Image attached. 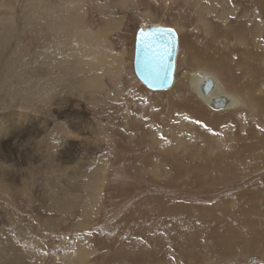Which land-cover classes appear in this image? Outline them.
Returning a JSON list of instances; mask_svg holds the SVG:
<instances>
[{"label": "rangeland", "instance_id": "rangeland-1", "mask_svg": "<svg viewBox=\"0 0 264 264\" xmlns=\"http://www.w3.org/2000/svg\"><path fill=\"white\" fill-rule=\"evenodd\" d=\"M147 24L177 34L162 90L133 71ZM184 68L216 74L240 105L211 110ZM0 117V264H37L28 234L39 263L59 264L48 218L94 239L79 264H121L102 258L107 241L117 256L128 241L125 264L167 262L165 250L264 264V0H0Z\"/></svg>", "mask_w": 264, "mask_h": 264}, {"label": "crops", "instance_id": "crops-1", "mask_svg": "<svg viewBox=\"0 0 264 264\" xmlns=\"http://www.w3.org/2000/svg\"><path fill=\"white\" fill-rule=\"evenodd\" d=\"M72 10L74 11V9H69L68 11H66V14H65V17H67V16H72V15H74L73 13H72ZM72 22H74L73 20H71ZM57 22H59L58 20H57ZM66 24H67V22H66ZM163 26H165V25H163ZM169 27H171V26H169ZM172 28V27H171ZM205 30H206V26H205ZM48 33V32H47ZM47 33H45L46 35H47ZM48 36H49V33H48ZM29 42H32L31 40H28V42H27V45H26V49H28V47H29ZM33 43V45H32V48L35 46V45H37V44H39L40 42H32ZM211 61V60H210ZM43 64V63H42ZM184 70H186V71H193V72H196V73H199V74H207V75H210L214 80H215V82L217 83V84H219L220 86H221V88L223 89V91L225 92V94H228V95H230V96H234V97H237L233 92H231V91H229V90H227V87H224V84H223V81L216 75V74H213V73H210L209 71H207V70H205V69H202V68H194V69H186V68H184L183 70H181L180 72H182V71H184ZM178 100V99H177ZM200 101V100H199ZM234 109V108H233ZM212 110V109H211ZM222 110H227V109H222ZM222 110H218V111H222ZM216 111V110H215ZM167 204H164V205H162V207H165ZM161 208V207H160ZM158 209L159 211H161V209ZM163 209H168V210H172V209H170V206H169V204H168V207L167 208H163ZM156 214V213H155ZM156 216H159L158 214H156ZM37 221V220H36ZM36 221H34V220H31V222H32V225L33 226H38L39 225V227H41L42 225H43V227H44V229L46 230V231H48V233L50 234V236H59V237H61L62 238V240H64L63 241V243L61 244V245H59V246H57L54 250H53V258L55 257L54 256V254L56 253V252H60V248H62V245L64 244V245H66V246H64V251L62 252V258L61 259H65L66 260V264H79V262H78V260H77V258L76 257H78L79 255H81V254H83V253H80L79 255H76L75 254V252H79L80 250H81V252L82 251H84L85 249H86V245L85 244H82V243H80L81 241L80 240H82V241H84L86 244H88L89 246H88V248H87V254L88 253H93L94 252V247H92L91 246V244H92V240L94 241V239H92V238H89V240L88 241H85V235H86V230H81V227H85L84 225H83V223H80V224H77V223H75V224H71L70 226H69V228H65V230H61L60 228H62V224H60L59 222H58V224L55 226V225H53V226H51V225H49L50 224V219L48 218V219H46L45 221H46V223L45 222H43V224L41 225V223H39L38 225H36ZM48 222V223H47ZM76 222H78V221H76ZM162 223H163V221H161ZM164 223L165 224H168V222H166V220L164 221ZM49 225V226H48ZM152 225H154V226H156L157 225V223H156V221L155 222H151V223H149V224H147V223H145L144 224V227L143 228H147V227H149V226H152ZM162 225V224H161ZM17 227H20V226H17ZM167 227H169V225H167ZM17 229V228H16ZM160 229H164V228H160ZM156 230L157 229H155V230H152L153 232H156ZM21 237V239L20 240H18V242L19 243H23L22 245H25L26 244V246L25 247H29L32 251H36V252H32V253H28V259H32V258H35L36 259V261H38L37 262V264H41V263H39V262H41L42 260H41V256H38V257H36L37 255H39V254H41V253H43L44 252V250H41V251H37V250H34V245H32L30 242H34V244H36V243H38L39 241H37V240H33L34 238V234H28L27 236H25V235H22V236H20ZM45 238H48L47 236H45ZM80 238H84V240L83 239H80ZM87 238V237H86ZM70 239H73V240H70ZM154 239L155 240H157V241H159L160 243H161V245H165V244H169L170 242L168 241V240H164V239H158L157 237H155V235H154ZM121 241V240H120ZM121 242H124V241H121ZM145 245H146V248L147 247H149L150 246V244H151V242H152V238L151 239H148V240H144V241H142ZM155 242V241H154ZM173 242H176V241H174L173 240ZM185 242V241H184ZM184 242L183 243H180L181 245H184ZM71 243H73L74 244V246L76 247V248H74V250H70V246H72V244ZM78 244H79V246H78ZM117 245V244H116ZM171 245H172V243H171ZM173 245H175V243H173ZM208 245V244H207ZM109 246H110V242L109 241H107V246H106V251H102L103 252V254H102V258H104V259H106V260H108V262H110L111 260L112 261H114V262H121V264H125V260H126V257H127V250H126V248H127V246H128V241H126L125 242V244H124V246H122L121 247V255L119 256H117L116 255V252H119V251H111V250H109V249H107V248H109ZM153 246L154 245H152L151 246V248H150V250H152V251H145L144 253H145V255L144 256H139V258H150V257H152L153 256V254L155 253V251L156 250H153ZM44 247V246H43ZM67 247H68V249H67ZM82 247V248H81ZM97 247V246H96ZM84 248V249H83ZM178 248V247H177ZM75 249H77V250H75ZM57 250H59V251H57ZM109 250V251H108ZM66 251V252H65ZM75 251V252H74ZM67 252H74V254H70V255H68L69 253H67ZM184 252H186V251H184ZM183 251H176V252H174L173 250H170L169 252H167V250H165V251H163L161 254H160V256H163L162 257V259H166L167 260V262H159L158 264H179V262L178 261H175L174 260V253H176V258L178 259V257H180V258H183V257H185L186 256V253H184ZM223 252H224V250H223ZM95 253H97V251H96V249H95ZM131 253V252H130ZM225 254H229L230 252H224ZM65 254V255H64ZM84 255V254H83ZM67 256V257H66ZM69 256H73V257H69ZM205 259H208L209 258V255L207 254L205 257H204ZM118 259H120V260H118ZM77 262H76V261ZM107 262V263H108ZM59 263V262H58ZM60 263H61V261H60ZM59 263V264H60ZM63 263V262H62ZM61 263V264H62ZM110 264H112V263H110ZM114 264V263H113ZM118 264V263H117Z\"/></svg>", "mask_w": 264, "mask_h": 264}, {"label": "water", "instance_id": "water-1", "mask_svg": "<svg viewBox=\"0 0 264 264\" xmlns=\"http://www.w3.org/2000/svg\"><path fill=\"white\" fill-rule=\"evenodd\" d=\"M177 34L171 27L148 25L135 34L133 67L150 89L168 88L173 81Z\"/></svg>", "mask_w": 264, "mask_h": 264}, {"label": "bare ground", "instance_id": "bare-ground-1", "mask_svg": "<svg viewBox=\"0 0 264 264\" xmlns=\"http://www.w3.org/2000/svg\"><path fill=\"white\" fill-rule=\"evenodd\" d=\"M148 25H156V24H147V25H143L141 27H148ZM157 26H162L163 27V25H157ZM164 27H168V26H164ZM133 71H134V67H133ZM184 73H185L186 77L184 79H182V80L187 83L189 90L192 93H194V95L201 101V103H203L205 106L209 107L210 109L217 110V111L218 110H222V109L230 110V109H233V108L236 109L238 107V105H240V100L237 97L225 94V92L223 91L221 86L219 84H217L215 82V80L210 75L199 74V73H196V72H193V71L189 72V71H186V70H184ZM2 120L3 119L0 117V129H1ZM67 249H68V247H67ZM68 255H70V252H69ZM83 256H85V255L81 254V255H79L76 258L78 260L80 257H83ZM69 257H73V256H69ZM61 263L62 264H66V260L62 259Z\"/></svg>", "mask_w": 264, "mask_h": 264}]
</instances>
